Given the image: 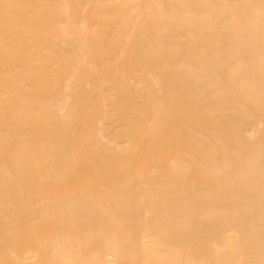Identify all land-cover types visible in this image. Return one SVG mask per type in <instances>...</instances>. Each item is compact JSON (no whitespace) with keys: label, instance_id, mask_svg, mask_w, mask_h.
<instances>
[{"label":"bare ground","instance_id":"bare-ground-1","mask_svg":"<svg viewBox=\"0 0 264 264\" xmlns=\"http://www.w3.org/2000/svg\"><path fill=\"white\" fill-rule=\"evenodd\" d=\"M75 179L0 264H264V0H0V186Z\"/></svg>","mask_w":264,"mask_h":264},{"label":"rangeland","instance_id":"rangeland-1","mask_svg":"<svg viewBox=\"0 0 264 264\" xmlns=\"http://www.w3.org/2000/svg\"><path fill=\"white\" fill-rule=\"evenodd\" d=\"M0 181H17V180H0ZM24 181H30V180H24ZM34 181H39V182H47V183H50V182H58V180H34ZM68 182H71L72 185H68L65 187H55V185L53 186H47V187H43V186H35V187H26V186H22L21 188H13V187H10V186H0V192L1 191H14V190H18L20 193H24V192H27L26 196H16L14 199H12L13 197L11 196H6L4 197L3 199L0 198V202H3L2 204H4V206H10V205H18V206H21L22 207H28V205L32 204L34 207H39V205H47V204H54L56 203L59 199H61L60 197H58L60 194H68L64 197H62L63 199H67V197H72L73 193L74 192H79V191H84V190H93V191H96L98 192L99 194L100 193H103L101 191L104 190L107 191V190H110L111 188L113 189H120L117 188L116 186H119V185H116L115 188L113 186L110 187H105V186H95L93 187V183L95 182H105L107 180L105 179H99V180H95V179H75V180H67ZM116 182L118 180H112L110 182ZM174 181H181V180H174ZM183 181V180H182ZM187 182H208L209 180H198V179H189V180H186ZM109 182V180H108ZM99 186V187H98ZM187 187H184L183 190L185 189L186 192H194V191H204V187H199L197 188V186H192V185H186ZM133 187V186H132ZM162 187V186H161ZM159 187V188H161ZM125 188V187H124ZM130 188V187H129ZM135 187H133L132 189L134 190ZM165 188V187H163ZM177 188V187H176ZM180 188V187H179ZM122 189V187H121ZM128 190L130 191V189L125 188V190ZM174 188H171L170 189H161V191H174L172 190ZM207 189V188H206ZM237 190H242L241 188H236ZM91 190V191H92ZM124 190V189H123ZM126 190V191H127ZM92 191V192H93ZM176 191V190H175ZM96 193V194H98Z\"/></svg>","mask_w":264,"mask_h":264}]
</instances>
